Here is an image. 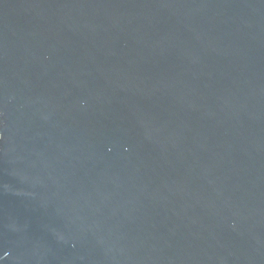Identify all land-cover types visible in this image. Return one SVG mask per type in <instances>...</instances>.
<instances>
[{
    "label": "water",
    "instance_id": "1",
    "mask_svg": "<svg viewBox=\"0 0 264 264\" xmlns=\"http://www.w3.org/2000/svg\"><path fill=\"white\" fill-rule=\"evenodd\" d=\"M0 264H264V0H0Z\"/></svg>",
    "mask_w": 264,
    "mask_h": 264
}]
</instances>
